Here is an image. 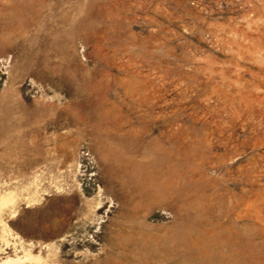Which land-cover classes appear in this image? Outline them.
I'll return each instance as SVG.
<instances>
[{"label": "rangeland", "instance_id": "1", "mask_svg": "<svg viewBox=\"0 0 264 264\" xmlns=\"http://www.w3.org/2000/svg\"><path fill=\"white\" fill-rule=\"evenodd\" d=\"M0 264H264V0H0Z\"/></svg>", "mask_w": 264, "mask_h": 264}]
</instances>
